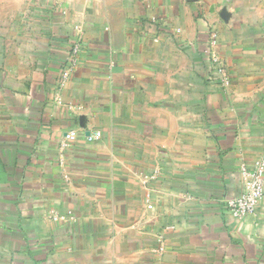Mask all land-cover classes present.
Returning <instances> with one entry per match:
<instances>
[{
    "label": "crops",
    "instance_id": "0c3cea01",
    "mask_svg": "<svg viewBox=\"0 0 264 264\" xmlns=\"http://www.w3.org/2000/svg\"><path fill=\"white\" fill-rule=\"evenodd\" d=\"M260 159L264 0H0V264H264Z\"/></svg>",
    "mask_w": 264,
    "mask_h": 264
},
{
    "label": "built area",
    "instance_id": "2783aa9c",
    "mask_svg": "<svg viewBox=\"0 0 264 264\" xmlns=\"http://www.w3.org/2000/svg\"><path fill=\"white\" fill-rule=\"evenodd\" d=\"M79 50L80 43L72 45L71 51L67 56V67L60 75L61 83H65L68 79L70 67L75 64ZM99 136V132H94L87 135V139L92 140ZM66 139H74V132L67 133ZM239 171L242 181V191L238 195L227 198L224 206L226 212L233 218H242L245 215L254 214L257 205L264 197V160L260 159L256 161L251 168L241 165Z\"/></svg>",
    "mask_w": 264,
    "mask_h": 264
}]
</instances>
